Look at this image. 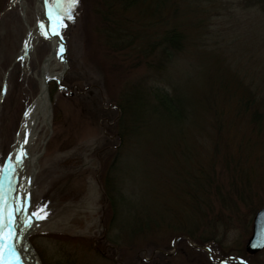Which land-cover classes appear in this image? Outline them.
Masks as SVG:
<instances>
[{
  "label": "rangeland",
  "instance_id": "1",
  "mask_svg": "<svg viewBox=\"0 0 264 264\" xmlns=\"http://www.w3.org/2000/svg\"><path fill=\"white\" fill-rule=\"evenodd\" d=\"M37 1L0 0L2 171L50 52L45 30L34 27ZM104 5L79 0L59 29L62 87L47 82L49 127L28 149L40 155L33 166L24 160L17 167L18 186L34 168L29 208L47 212L28 235L40 263L264 264V248L250 255L243 247L255 212L249 208L264 201V13L243 0H146L111 16L124 35L116 42ZM171 27L182 35L181 49H167L165 60L152 43ZM154 84L167 90L178 116L153 110ZM254 105L260 117L251 124ZM241 155L255 179L253 201L222 204L213 196L212 220L196 224L187 198L196 168L209 170L224 190L245 169Z\"/></svg>",
  "mask_w": 264,
  "mask_h": 264
},
{
  "label": "trees",
  "instance_id": "2",
  "mask_svg": "<svg viewBox=\"0 0 264 264\" xmlns=\"http://www.w3.org/2000/svg\"><path fill=\"white\" fill-rule=\"evenodd\" d=\"M100 1L105 4L104 7H102L103 8L101 13L102 19L105 20V18H108L109 16L110 21H112V25L114 24L113 25L114 27L112 28L110 27L107 29L106 32L108 36H112L114 38V41L116 42L119 40L123 41L124 35L120 36L121 29L119 26H117L118 20H115L116 22L114 23L113 18L115 16H119V18H122V14L130 7H132L134 4L140 3L141 1L146 2V0H100ZM243 3H245L248 6H256L264 13V0H243ZM113 14L114 17L112 16ZM111 16L113 18H111ZM123 34H125V32H123ZM126 35H128V33H126ZM181 37H182L181 33L173 27L164 29L160 35V38L152 43V47L160 48L162 52V56H165L162 58L167 60V57H169V53L166 51L167 49H170L172 51H178L181 49L179 44L181 43L182 40ZM145 64L147 65V67H153V65L151 66L150 60L148 61L146 60ZM160 68L161 65L159 64L158 69ZM153 88L151 90L152 95H154V97L159 101L157 102L159 104L157 105V107L159 108L154 106L153 110L161 111L166 114L168 113L169 115L176 114L178 116L179 107L175 106L176 103L172 100L167 90H165L163 87H158L155 84ZM247 101L249 102L246 103L245 101L241 105L242 110L245 111L247 110L249 103H252V98H249ZM255 106L256 105H254L253 108L251 109V115H250L252 120L251 124L257 123L260 117V114L259 112H257ZM119 135L121 136V133H119ZM120 138L119 140H122ZM238 158H237L238 162H242L243 156L241 155ZM244 161L245 159L243 160L242 165H240L239 167L244 166ZM246 165L247 168L244 166L245 169H243V171L240 168L241 171L238 174L234 175L233 178L230 177L229 180H227V182L225 183L226 189L224 190H223L224 187L223 181L221 182L220 180L214 179L212 173L210 174L209 170H207L206 168H200V167L196 168V171L194 172L195 177L190 178L192 180L191 185L195 186V190H189V195L187 197L189 202V215H190L189 217L194 216L196 220V224L205 226L210 223V220H212V217L211 218L208 217L211 211H208L207 209L210 208V203H211L210 201L213 196H215L217 200L220 201L222 204L226 201L234 205L243 204L246 203L247 201L249 202L253 201L252 195H254L255 193L252 187L255 179L254 177L252 178L253 175L251 172L252 169L251 166L248 165V161ZM248 173L249 175H247ZM104 176H103V180L104 179L106 180L107 176L105 177ZM103 192L107 203L110 205V208L112 209L114 205V200L112 199V196L109 193H106L105 190H103ZM262 203H264L262 199L258 200L255 204L253 203V205L250 206L249 210L253 213L256 210V208ZM186 208H188V206ZM204 221L207 222L204 224ZM181 230L187 233V231L183 230L182 228Z\"/></svg>",
  "mask_w": 264,
  "mask_h": 264
},
{
  "label": "bare ground",
  "instance_id": "3",
  "mask_svg": "<svg viewBox=\"0 0 264 264\" xmlns=\"http://www.w3.org/2000/svg\"><path fill=\"white\" fill-rule=\"evenodd\" d=\"M38 7L41 11L39 15L38 22L35 24V28H39L40 24L45 25V31H48L49 28L53 30V26L51 23L50 15L52 14L53 0H50V4L48 0H38ZM34 29H29L26 34L25 42L23 45V53L25 52V44L31 41L32 33ZM50 42V52L49 54L43 59V62L40 66L39 74L37 75V80L39 83L40 91L39 95L36 97L33 106L31 107L30 111L24 113V121L22 123L21 131L18 135L17 143L13 151L10 153L9 157L12 159H7L4 169H3V176L1 178L0 183L3 185V193L6 200L5 207L12 208L14 202L18 197L22 198L25 193H27L28 201L30 199V183L31 177L21 179L20 186H18L17 182V167H21L23 161H28L30 166L34 165L35 157L30 154L29 147L34 141L41 135V133L49 127L50 123V114H49V100L47 97V82L50 77H56V71L58 72V68L63 65L64 59L62 57V53L59 51L61 45L60 39L57 35L49 34L47 36ZM24 55V54H23ZM22 56V55H21ZM43 76H46L44 79ZM49 85V83H48ZM23 134H27V142L21 145V138ZM228 144V143H227ZM23 150L24 155L22 156V162L17 165L15 157L18 153ZM37 160V158H36ZM34 174V173H33ZM33 180V179H32ZM15 189V190H13ZM30 212V210H29ZM20 217H17V224H19ZM38 223L36 222L35 218L32 220V226L29 229H23L21 227H17L16 233L19 234L20 232H27L26 238L30 232H32ZM25 235V234H24ZM19 250L17 249V254L20 257V260L17 262L16 260H12L11 264H37L40 263L37 256H33L28 249H23L22 245L28 248L27 242L22 241L21 236Z\"/></svg>",
  "mask_w": 264,
  "mask_h": 264
},
{
  "label": "snow or ice",
  "instance_id": "4",
  "mask_svg": "<svg viewBox=\"0 0 264 264\" xmlns=\"http://www.w3.org/2000/svg\"><path fill=\"white\" fill-rule=\"evenodd\" d=\"M79 0H54L56 5V14L53 18L50 15V19L54 20L56 31H52L49 28L48 31H42V34L47 37L51 35H59V29L65 27V20H72L74 17V9L78 4ZM65 11H59L58 9H65ZM39 28L41 30L45 29L44 24H40ZM27 43L25 44V54L27 52ZM59 51L63 53V46L60 47ZM27 141L25 140V143ZM24 155L23 150L17 154L15 157L17 165L22 162V156ZM9 159H12L9 157ZM3 176V171L0 170V178ZM15 190V189H13ZM6 200L3 193V185L0 183V264H11L12 260L17 262L20 260L17 254L15 240L19 239V236L23 235V232L19 234L16 233L17 227L23 229H29L32 226V220H43L47 216L45 207L43 205L39 206L38 210H33L29 212V201L27 198V193L23 195L22 198L18 197L13 204L12 208L5 207ZM43 213L41 215L40 213ZM17 217H20L19 224H17ZM253 248H264V232L258 233L257 238L252 243Z\"/></svg>",
  "mask_w": 264,
  "mask_h": 264
},
{
  "label": "water",
  "instance_id": "5",
  "mask_svg": "<svg viewBox=\"0 0 264 264\" xmlns=\"http://www.w3.org/2000/svg\"><path fill=\"white\" fill-rule=\"evenodd\" d=\"M53 4L55 5L54 0H53ZM58 10L61 11V9H58ZM56 11H57V9H56V5H55V6H53V9L51 11L52 12L51 16L53 18L55 17ZM51 23H52V26H53V30L56 31V27H55V23H54V20L53 19H51ZM57 37L60 39L61 44L64 47L62 38L60 36V32H59V35H57ZM62 57L64 58V51L62 53ZM17 58H19V55H17V57L14 60L16 61ZM66 67H67L66 66V62L64 60L63 65L61 66L60 70L58 72H56V77H50L49 78V79H52V80H55L56 81V83H57V90H60V88H61V82H60V80H61V77L63 76V74H64V72L66 70ZM43 77H44V79H46V76H43ZM38 95H39V92L34 97V99L29 103V105L27 106V108L25 110V113H27V112L30 111V109L33 106L34 101H35V99H36V97ZM2 96L3 95L0 96V101L2 99ZM55 98H56V95H53L52 100L54 101ZM48 103H49L48 105H49V114H50V102H48ZM27 137H28L27 134H23V136L21 138V143H20L21 145H23L25 143V140L27 141ZM39 155H40V153H37V154L34 155V157H35L34 163L36 162V158H38ZM32 172L34 173V170H32ZM33 173H31L32 174L31 176H33ZM261 232H264V205H262L259 208H257L255 210V212L253 213V215H252L251 231H250L249 236L245 240V243H244V246H243L245 253L252 255V254H255L256 252H258V251H260V250L263 249V248H253L252 247L253 241L257 238L258 233H261ZM26 233L27 232L24 233L25 235L24 234L21 235V238H22V241H25V243L27 242L28 248L25 247V246H23V245H22V247H23V249H28L29 252L33 256H37L35 254L34 250L32 249L31 245L29 244L27 238H26ZM188 242L190 244H192L190 241H188ZM14 243L16 244V248L19 250L20 238L17 239V240H15ZM194 246H196V245H194ZM197 247H199V248H201L203 250H206L208 252L209 257H211V253L209 252V249L206 246H197ZM19 251L21 252V249ZM239 262H240V264H243L241 261H239ZM37 264H40V263H37Z\"/></svg>",
  "mask_w": 264,
  "mask_h": 264
}]
</instances>
